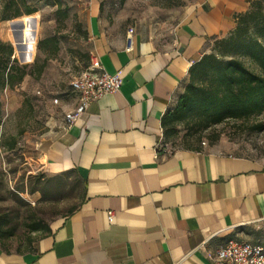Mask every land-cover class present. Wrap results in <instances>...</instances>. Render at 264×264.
<instances>
[{
	"label": "crops",
	"instance_id": "0c3cea01",
	"mask_svg": "<svg viewBox=\"0 0 264 264\" xmlns=\"http://www.w3.org/2000/svg\"><path fill=\"white\" fill-rule=\"evenodd\" d=\"M252 1L188 0L165 21L164 39L136 29L132 42L127 31L109 29L100 2L91 1L92 56L119 72L122 86L68 128L64 117L37 148L40 170L74 174L81 199L30 249L0 248V264H219L216 251L229 239L264 247V162L172 148L162 127L191 66Z\"/></svg>",
	"mask_w": 264,
	"mask_h": 264
},
{
	"label": "rangeland",
	"instance_id": "374dc122",
	"mask_svg": "<svg viewBox=\"0 0 264 264\" xmlns=\"http://www.w3.org/2000/svg\"><path fill=\"white\" fill-rule=\"evenodd\" d=\"M58 0H0V39L13 45L17 65H46L40 75L27 69L22 80L2 87L0 82V248L7 252L30 249L45 234L43 228L78 205L82 188L74 174L49 176L40 170L38 147L54 136L56 124L73 108L78 96L71 82L90 64L93 42L88 20L92 0H60L68 6L67 16L57 15ZM106 26L127 31L142 29L164 39L165 21L188 0H97ZM21 9L17 17L3 19ZM34 9L28 14L26 9ZM22 37L20 38V36ZM54 37L56 47L39 42ZM20 38V39H19ZM26 59H24V58ZM15 64V63H14ZM18 76V75H17ZM264 113L248 121L229 120L206 129L190 131L178 127L167 140L172 148L192 147L222 150L264 162Z\"/></svg>",
	"mask_w": 264,
	"mask_h": 264
},
{
	"label": "trees",
	"instance_id": "16d2710c",
	"mask_svg": "<svg viewBox=\"0 0 264 264\" xmlns=\"http://www.w3.org/2000/svg\"><path fill=\"white\" fill-rule=\"evenodd\" d=\"M55 4L57 15L66 17L68 6H63L60 0ZM99 8L102 9V4ZM26 12L31 14L35 10L27 8ZM20 13L21 9L16 8L13 14H7L3 19L17 17ZM55 42L54 37L45 38L39 42V49L44 46L56 47ZM13 54V45L0 39V82L3 88L13 86L16 78L22 80L28 73V68L31 71L37 69V74L40 75L46 65V60L40 63L37 59L32 65L19 66L15 59L13 60L15 64L11 63ZM262 113H264V0H253L248 10L237 16L235 27L230 34L217 39L213 51L204 54L191 66L184 92L175 107L167 111L162 119L163 138L167 144V140L178 134L179 126L189 131L198 127L206 129L229 120L248 121ZM253 128L262 131L264 124L256 122ZM182 148L201 150L189 146ZM40 229L46 233L50 227L49 225L43 228L37 225L32 227V231ZM5 233L1 224L0 240Z\"/></svg>",
	"mask_w": 264,
	"mask_h": 264
},
{
	"label": "built area",
	"instance_id": "2783aa9c",
	"mask_svg": "<svg viewBox=\"0 0 264 264\" xmlns=\"http://www.w3.org/2000/svg\"><path fill=\"white\" fill-rule=\"evenodd\" d=\"M134 28H129L127 40L132 42ZM72 89L78 96V104L65 115V127L68 128L85 113L89 105L107 94L117 92L122 86L120 73L111 74L103 69L98 57L92 56L87 69L76 76L72 82ZM172 149L167 148L166 152ZM114 213L109 212L112 221ZM219 264H264V247L246 241L229 239L225 245L216 251Z\"/></svg>",
	"mask_w": 264,
	"mask_h": 264
},
{
	"label": "water",
	"instance_id": "95a60500",
	"mask_svg": "<svg viewBox=\"0 0 264 264\" xmlns=\"http://www.w3.org/2000/svg\"><path fill=\"white\" fill-rule=\"evenodd\" d=\"M21 37H22V35L20 36V38H21ZM20 38H19V39H20ZM23 58H24V57H23ZM24 59H26V58H24Z\"/></svg>",
	"mask_w": 264,
	"mask_h": 264
}]
</instances>
